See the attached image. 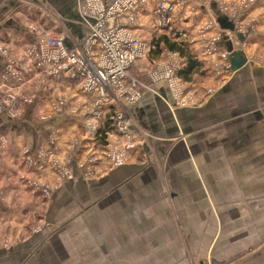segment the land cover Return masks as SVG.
<instances>
[{
	"label": "rangeland",
	"instance_id": "obj_1",
	"mask_svg": "<svg viewBox=\"0 0 264 264\" xmlns=\"http://www.w3.org/2000/svg\"><path fill=\"white\" fill-rule=\"evenodd\" d=\"M8 1L14 2L13 5L10 6L8 3L6 5L5 0H0V26L6 20H11L19 27L23 25L26 31L28 26L41 28L43 32L36 34L35 37L45 35V37H51L50 39H56L61 34L66 35V33H60V24L54 23L58 21L54 11L48 6L39 5V0H36L38 1L36 4L32 0ZM76 1L78 0H74L75 6ZM213 1H215L214 9H217L219 15H225L236 22V18L241 16L245 7L260 0ZM178 7L172 17L182 18L184 16L183 10L178 13ZM147 12V15L142 16L148 22L147 26L142 20L139 28L137 26L131 31L134 36L147 42V50H149L147 55L136 62L128 73L134 81H137L140 76V86L143 84L141 81L145 79L150 81V79L160 77V74L167 75L166 70L158 74L152 73L149 64H159L158 66L162 67L166 62L177 63L180 60H185L178 53L170 51L166 42L162 40L163 38L167 39V43L170 45L175 44L189 52L196 62L200 61L201 56L194 50L195 48L202 49L205 46V50L215 48V39L218 36L217 34L213 35L212 24L215 22L213 23L211 20L203 23L195 21V15L198 14L195 9L190 11L189 19L191 22L187 23L186 26H179L174 22L167 26H158L150 14L151 11ZM188 14L189 12L186 15L188 16ZM32 17L35 18L34 21H32ZM242 18L240 17L237 21L236 28L241 33L245 32L242 24L247 23H244ZM248 23L250 24L251 21ZM1 27L0 63H14L15 70L13 69V71L16 78L20 80V85L23 79L28 84L23 89L22 85L14 87L11 80L6 82L0 76V100L4 103L5 112L0 114V118L18 120L26 113L25 106L32 102V116L28 120L31 121L35 129L45 124H47L45 127L47 128L50 115L71 113L82 117L85 131L81 135H72V133L66 135L65 132L68 129L63 130L59 125L49 127L51 134L55 135L52 140L58 138L63 149L65 144V150H58V143H54L55 152L53 154L41 150L40 157H44L46 160L47 168L43 167L44 162L37 160L40 158L38 155L35 158L37 152H34L32 156L27 153L16 154L20 159V168H13L15 172L12 168L4 171L0 169V251L23 247L27 240H33V236L41 239L47 233L57 232L72 215L167 209L171 230L170 243L168 246L156 247L155 261L149 264H212L213 259L225 260L224 264H264V190L263 192H244L243 186L236 183L235 185L230 184L234 181L230 172L223 176V171H227V169L220 167L222 164L216 165L220 169H215V164H212L210 169L217 178V184L214 189H208L212 191V194L204 196L201 183L203 176H198L195 171L190 172L188 168H185L182 173L176 164H173L171 151L176 146H171L172 141L162 147L159 142L152 143L149 140L150 135L145 131L141 130L139 133H135L138 128L130 131L127 136L118 134L113 127H109L108 136H105L104 141L98 139L97 136L92 137L86 128L85 114L83 113L88 102H85L84 98L80 99V95H77V98L72 93L77 85L62 79H54L52 84L43 77L34 79L33 76L38 73L32 66L42 56L28 51V46L32 42L24 41L22 39L24 36H20L19 32L16 36L21 38L22 45H20V41H17L16 46L8 44L7 28ZM199 43L202 44L198 47L196 44ZM257 56L258 58L254 60L255 65L260 68L264 67V47ZM203 67L204 65L199 71L197 70L191 75L192 83L186 84L177 76V80L181 82L176 81L173 89L180 95L181 100L173 104L172 110H174L173 107L184 109L203 107L217 97L215 90L219 85L216 81L208 80ZM23 69L29 79H25L26 74ZM142 74L145 77L141 78ZM5 77H10V72ZM200 83L205 86L199 87ZM1 84L6 85V87L4 86L5 89L1 87ZM55 86L64 88L67 93L68 91L71 92V94L66 95L64 90H60L64 95L62 99L65 103L64 108L62 109L63 102L58 99L52 102L50 106L49 104L41 105L42 107L39 105L40 107L36 108L34 106L37 102L35 101L37 99L36 93L40 91L41 94L49 98L51 97L49 89ZM72 97L80 102L75 103L76 101H73ZM11 98L14 100L13 110L12 106L9 108V104L12 103ZM40 108H42L41 111H39ZM9 109L16 116L12 114L8 116ZM109 116H111L109 113L106 114L105 118L99 122L97 125L99 130L105 129L107 124L109 126L112 124ZM130 124L134 126L133 122ZM26 132L23 133L24 143L29 138L28 132ZM39 133L37 134L38 137ZM64 135L67 136L65 139ZM61 139L64 140V144ZM180 139L182 144L188 141L185 136H180ZM144 144L148 147V153L145 154L141 152L140 147ZM157 144L159 145L157 146ZM27 145L29 144L24 146L27 148ZM7 146V135L0 132V148L5 150L4 154L0 153V158L10 161L11 153ZM136 149V152L139 151V156L134 152ZM137 156L138 159L135 158ZM131 161L138 165V170L147 169L148 171L140 172L137 175L138 178L133 180L135 190L131 198H118L120 197L118 195L113 199V196L109 195L106 196L105 202L98 207L94 203L98 197L89 195L86 200H81L82 193L79 192L77 186L67 188L71 182L76 185L80 179L87 184L90 181L98 180L100 177L107 176L115 167L128 164ZM145 176L146 181L144 182L143 177ZM227 181H229L230 187H224V183ZM248 188L250 189L252 186L249 187L248 185ZM109 189L111 187L106 188L103 194L108 193ZM128 193H131L130 189ZM172 194L176 197H171ZM56 196L59 198L55 199ZM75 196L79 199L78 203L73 200ZM110 218L114 220L113 217ZM104 221L111 220L105 218ZM156 223L154 222L153 226ZM101 230L86 232L89 233L87 241L90 250L84 251L85 260L86 257H89L91 260L99 259L97 264H124L125 261L128 264H135L133 263L136 260L134 257L124 258L113 255L109 257L110 253L103 256V252L106 251L103 248H106L109 243L99 241L98 234L101 233ZM104 230L110 231V233L114 232L113 229ZM113 246L111 244V247ZM122 251L118 248L119 253ZM99 255H102V258H98Z\"/></svg>",
	"mask_w": 264,
	"mask_h": 264
},
{
	"label": "crops",
	"instance_id": "obj_2",
	"mask_svg": "<svg viewBox=\"0 0 264 264\" xmlns=\"http://www.w3.org/2000/svg\"><path fill=\"white\" fill-rule=\"evenodd\" d=\"M32 1L34 4L38 2L36 0ZM104 1L106 3L111 2V0ZM6 3L12 6L14 2L5 0ZM38 4L48 6L54 11L59 21V23L58 21L54 23L56 25L60 24L61 29L66 32L69 39L73 41L78 39L80 27L77 22L74 0H39ZM214 4L215 1L213 0H182V7L178 13L183 10L184 16L182 18L174 16L172 21L176 25L186 26L187 23L191 22L189 19L190 11L195 9L198 12L195 15V21L203 23L211 20L213 23L215 22L212 24L213 35H218L215 39V48L205 50V46L202 49L195 48L194 50L201 56L199 62L200 65H204L203 69L208 80L211 82L216 81L219 85L215 90L217 97L203 107H188L187 109L173 107L174 110H172L173 104L178 101V95L172 89V83L162 79L163 74H160L158 78L156 77L157 79H150V81L145 79L141 82L149 85L153 92L145 94L137 105L130 108L129 112L135 126L131 125V131L136 128L138 129L135 133H139L141 130L145 131L150 135L149 140L152 143L159 142L162 147L172 141L171 146H176L171 151L173 164L175 163L182 173L185 168H188L190 172L195 171L198 176H203L201 177V183L204 196L212 194V191L208 189H214L217 184V178L210 169L214 164L215 169H220V167L227 169V171H223V176L229 172L231 173L234 183L231 182L230 184L235 185L236 183L243 186L244 192H263L264 67L256 66L254 60L258 58L257 54L264 47V0L256 1V3H251L250 6L245 7V10L241 12V16L236 18V22L225 15H219L217 9H214ZM148 7L151 10V7ZM5 10L7 9L5 8ZM240 17H243L244 23L247 22L242 24L245 30V32L242 30L243 33L236 29ZM31 19L32 21L35 20L34 17ZM142 20L144 19L141 18ZM145 20L143 22L147 26L148 22ZM248 21H251V23L249 24ZM1 26L7 28L8 44L16 46L17 41H20V45H22L21 38L16 36L18 32L20 36H24L22 37L24 41H33L32 36L25 30L23 25L19 27L11 20H6ZM1 26L0 28H2ZM227 33L232 35L230 36ZM200 44L202 43L196 45ZM158 65L149 64L152 73L158 74L165 70H171L169 63H165L162 67ZM2 66L3 64L0 63V71ZM143 74L141 78L145 77ZM178 74L176 73L173 79L181 82L177 80ZM192 82L193 80L186 82V84ZM203 86L205 85L199 84V87ZM49 90V94H51L49 98L41 94L40 91L36 93L37 99L35 101L37 102L34 105L36 108L41 105L49 104L50 106L57 99L62 101L64 95L60 90H64V88L55 86ZM72 93L76 97L80 95V99L84 98L85 102L89 103L92 100L91 97L82 94L78 88L73 89ZM68 94H71V92L68 91L66 95ZM188 94L185 96V100ZM72 100L76 101L75 103L80 102L77 101L78 99L75 100L74 97H72ZM64 106L65 103L63 102L62 109ZM32 108L33 103L30 102L25 106L26 113H23L24 115L18 120L0 118V132L7 135V147L11 153L10 161L0 158V169L3 171L10 168H20V159L16 154L21 153L20 155H23L27 153L32 156L34 152H37L35 158L37 155L40 157L41 150L53 154L55 152L54 143H58V150L63 149L58 138L52 140L55 135L51 134L49 127L59 125L63 130L68 129L65 132L66 135L69 133L81 135L85 131L82 117L71 113L50 115L51 119L49 118L47 128H45L47 125L45 124L44 127L39 126L35 129L31 121L28 120L32 116ZM41 110L42 108L39 109V111ZM24 131H27L29 135L25 143L23 141ZM38 133L39 137L37 136ZM180 136H185L188 141L182 144ZM66 137L64 135V139ZM63 142L64 140H62ZM25 144H29L27 148L24 146ZM140 147L141 152L148 153L146 144ZM63 150H65V144ZM4 151L0 148V153L4 154ZM136 151L137 149L134 150V152ZM136 154L138 155L139 151ZM138 156L135 158L138 159ZM37 160L44 162L43 167H48L44 157ZM217 164L222 165L218 167ZM138 168V165L131 161L128 164L115 167L107 176L100 177L98 180L90 181L87 184V182L84 183L80 179L76 185L71 182L67 188L77 186L79 192L82 193L81 200H86L89 195L98 197L94 202L98 207L105 202L106 196L109 195H112L113 199L118 195H120L118 198H131L135 190L133 180L138 178L137 175L140 172L147 171V169L142 171ZM13 172H15L14 169ZM143 181H146V176L143 177ZM224 184V187H230L229 181ZM248 185L252 188L249 189ZM109 187L111 189L108 193L103 194L104 190ZM129 189L131 195L128 193ZM193 189L196 190V188ZM171 197L175 198L176 195L172 194ZM58 198V196L55 197V199ZM73 200L76 203L79 201L76 196L73 197ZM110 217H113L114 220ZM105 218L111 221H104ZM85 219H87L86 222ZM168 220L167 209L72 215L63 223L61 231L57 230L52 234L47 233L41 239L33 236V240H27L23 247L8 251L1 250L0 264H97L99 259L91 260L86 257L85 260L84 254V251L90 250L87 241L89 233L86 232L96 229H102L101 233L98 234L99 241L109 243L106 248H103L104 251L106 250L103 252V256L110 253L109 257H112L111 255L124 258L134 257L136 258L133 261L135 264L154 263L156 247L168 246L170 243L171 230ZM154 222H157L155 226H153ZM104 229H113L114 232L110 233V231ZM111 244L114 246L111 247ZM118 248L123 250L122 253L118 252ZM98 258H102V255H99ZM213 260L217 264L225 263V260ZM124 264H128V262L125 261Z\"/></svg>",
	"mask_w": 264,
	"mask_h": 264
},
{
	"label": "built area",
	"instance_id": "obj_3",
	"mask_svg": "<svg viewBox=\"0 0 264 264\" xmlns=\"http://www.w3.org/2000/svg\"><path fill=\"white\" fill-rule=\"evenodd\" d=\"M181 4L182 0H111L109 3L104 0H78L75 6L80 27L78 39L73 41L67 34H61L56 39L45 35L35 37L43 30L32 26L26 28L33 40L28 51L42 56L32 66L38 73L33 78L43 77L51 84L54 79L67 80L75 83L82 94L91 97L83 113L86 128L92 137L97 136V125L108 113L112 121L110 127L118 134L128 136L132 129L130 108L137 105L145 94L153 92L149 85L143 82L140 86L138 78L134 81L128 75L132 66L149 51L147 42L131 31L137 26L139 28L142 16L148 13L147 9L158 26L169 25L173 22L172 15L177 6L180 9ZM60 33L66 32L60 28ZM169 65L171 70H166L167 75H162V79L173 86L176 82L173 77L186 67V63L180 60ZM13 69L14 63L3 64L0 76L6 82L11 80L14 87L22 85L23 89L28 83L23 79L20 85ZM9 72L10 77H5ZM24 73L25 79H29L25 70ZM4 86L1 84L3 89ZM176 95L178 101L181 100L177 92ZM11 100L9 108L12 106L13 110L14 100ZM12 110L9 109L8 116H16ZM4 113V103L0 100V114Z\"/></svg>",
	"mask_w": 264,
	"mask_h": 264
},
{
	"label": "trees",
	"instance_id": "obj_4",
	"mask_svg": "<svg viewBox=\"0 0 264 264\" xmlns=\"http://www.w3.org/2000/svg\"><path fill=\"white\" fill-rule=\"evenodd\" d=\"M162 40L166 42L168 49L170 51L178 53L182 58L185 59L186 67L179 72L178 78H180L184 82L191 81V75L195 73L197 70L199 71L202 65H200L199 62H196V60L193 57H191L189 52H187L186 50H183L182 48L176 46L175 44L170 45L169 43H167V39L165 38H163ZM109 127H110L109 124H107L105 129L99 130L97 135L98 139H100L101 141L105 140L106 133L109 132Z\"/></svg>",
	"mask_w": 264,
	"mask_h": 264
},
{
	"label": "water",
	"instance_id": "obj_5",
	"mask_svg": "<svg viewBox=\"0 0 264 264\" xmlns=\"http://www.w3.org/2000/svg\"><path fill=\"white\" fill-rule=\"evenodd\" d=\"M212 264H217L214 260L212 261Z\"/></svg>",
	"mask_w": 264,
	"mask_h": 264
}]
</instances>
